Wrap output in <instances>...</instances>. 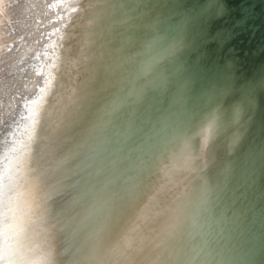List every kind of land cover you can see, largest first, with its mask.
<instances>
[{"label": "bare ground", "instance_id": "1", "mask_svg": "<svg viewBox=\"0 0 264 264\" xmlns=\"http://www.w3.org/2000/svg\"><path fill=\"white\" fill-rule=\"evenodd\" d=\"M89 1L0 0L1 198L18 195L26 186L31 165L43 156L47 131L57 128L63 113L67 124L49 187L43 190L42 185L37 195L48 207L53 196L65 191L69 218L62 223H76L73 228L79 229L85 222L98 228L97 242L88 247L82 264H205L203 254L216 253L204 237L207 221L224 224L227 243L232 238L225 231L230 208L225 206V193L233 168L240 170L239 180L245 176L237 161H229L244 137L234 125L244 106L234 105L230 146L224 144V133L220 137L223 124L216 111L197 127L172 125L178 116L163 114L154 122L169 125L162 134L180 130L164 134L166 139L132 174L127 150L111 154L105 149L111 133L106 128L123 102L121 89L117 92L114 85L122 87L130 75L124 66L131 57L125 47L133 40L128 30L143 26L145 0H91L89 12H84ZM155 42L145 45L147 52ZM174 51L171 43L141 62L146 82L131 85L136 98L142 96L144 85L154 89L164 83L166 68L155 66ZM199 133L196 147L191 138ZM63 219L52 218L46 228V218L41 227L55 238ZM192 234L195 242H190ZM241 241L229 248L244 261ZM41 246L36 239L34 247ZM216 250L220 259L227 245L217 244Z\"/></svg>", "mask_w": 264, "mask_h": 264}, {"label": "water", "instance_id": "2", "mask_svg": "<svg viewBox=\"0 0 264 264\" xmlns=\"http://www.w3.org/2000/svg\"><path fill=\"white\" fill-rule=\"evenodd\" d=\"M90 2L84 12H89ZM144 7L147 17L143 26L128 30L133 40L125 47L131 57L124 66L130 75L122 87L114 85L117 92L121 89L119 97L123 102L111 114L113 123L109 122L106 128L108 134L111 128V133L105 149L111 154L127 150L134 174L171 132L180 130L170 129L164 137L162 133L169 125L154 124L163 114L178 116V123L172 125L197 127L214 111L220 114L218 119L223 124L219 128L223 130L220 137L224 133V144L230 146L232 112L235 104L242 103L244 111L234 125L240 132L244 131V137L229 161H237L245 176L239 180L240 170L233 168L225 193V206L230 207L225 215V231L230 232L232 238L227 243L221 231L224 224L215 219L207 221L208 233L204 237L216 253L208 257L203 254L202 258L205 264H264V0H145ZM84 18L85 14L75 24ZM153 40L156 42L147 52L145 45ZM171 43H175L173 54L155 66V69L166 68L164 83L154 89L144 85L142 96L136 98L130 91L131 85L146 82L140 71L141 62L149 58L154 49ZM153 76L152 73L150 78ZM148 103L153 104L151 108ZM66 120L62 113L57 128L47 131L43 156L31 165L32 176L18 195L1 198L0 185V250L5 251L12 264H82L87 259L88 247L97 242L98 228L94 224L82 222L77 229L73 228L76 223H62L69 218L68 193L63 191L53 196L55 200L48 207L37 195L42 185L43 190L49 187ZM201 134L191 138L196 147ZM73 148L76 154V144ZM29 209L34 211L27 217L31 222L25 224ZM221 210L224 216L225 210ZM46 218V228L52 218H65L60 221L55 238L41 227V220L46 221ZM22 224H25L23 229ZM5 232L11 234L5 237ZM194 238L192 234L190 242ZM36 239L41 241V249L34 247ZM5 240L11 246L6 250ZM237 240H243L244 261L236 259L229 248L236 247ZM217 244L227 245L220 259ZM247 254L249 263L245 261Z\"/></svg>", "mask_w": 264, "mask_h": 264}, {"label": "snow or ice", "instance_id": "3", "mask_svg": "<svg viewBox=\"0 0 264 264\" xmlns=\"http://www.w3.org/2000/svg\"><path fill=\"white\" fill-rule=\"evenodd\" d=\"M33 211H34V209H29L27 211V213H26V215L24 217L25 224L31 222V221H28L27 220V217L28 216H31ZM25 224H22L21 225V229L24 228ZM10 234H11L10 232H5L4 233L5 237H7ZM3 247H4V250H6V249H8L11 246L7 243V240H5V243H4V246ZM0 264H12V260L6 255L5 251H3V250H0ZM36 264H39V262H36Z\"/></svg>", "mask_w": 264, "mask_h": 264}]
</instances>
